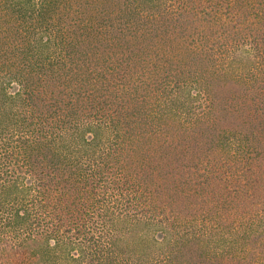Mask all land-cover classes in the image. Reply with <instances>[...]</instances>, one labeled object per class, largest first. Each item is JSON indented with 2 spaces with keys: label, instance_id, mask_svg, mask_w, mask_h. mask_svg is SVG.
Masks as SVG:
<instances>
[{
  "label": "trees",
  "instance_id": "trees-1",
  "mask_svg": "<svg viewBox=\"0 0 264 264\" xmlns=\"http://www.w3.org/2000/svg\"><path fill=\"white\" fill-rule=\"evenodd\" d=\"M9 257L264 264V0H0Z\"/></svg>",
  "mask_w": 264,
  "mask_h": 264
},
{
  "label": "rangeland",
  "instance_id": "rangeland-1",
  "mask_svg": "<svg viewBox=\"0 0 264 264\" xmlns=\"http://www.w3.org/2000/svg\"><path fill=\"white\" fill-rule=\"evenodd\" d=\"M9 258H10V257H9ZM11 260H12V259L10 258V260H9L8 264H17V262H16V261H13V260H12L13 262H11ZM3 264H6V263H3Z\"/></svg>",
  "mask_w": 264,
  "mask_h": 264
}]
</instances>
